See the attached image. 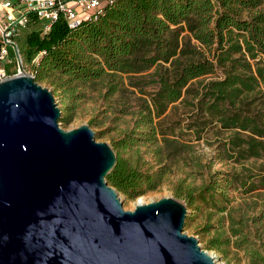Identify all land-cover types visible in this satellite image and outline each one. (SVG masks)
<instances>
[{"label": "trees", "instance_id": "16d2710c", "mask_svg": "<svg viewBox=\"0 0 264 264\" xmlns=\"http://www.w3.org/2000/svg\"><path fill=\"white\" fill-rule=\"evenodd\" d=\"M23 32L22 60L35 80L49 83L53 91L81 97L84 89L110 80L109 95H114L125 76L149 74L141 83L155 90L145 99L135 128L114 141L117 164L106 177L128 198L155 189L162 173L141 171L122 151L165 135L159 120L186 96L220 131H230L224 146L231 157L264 156V0H113L77 25L60 18L47 32L32 16L17 40ZM6 69L17 72L14 64ZM60 121L70 119L62 115ZM163 141L170 140L164 136ZM223 174L176 196L185 199L188 209L203 205L223 211L230 188L264 189V173ZM228 242L214 238L210 245L220 248ZM252 258L264 264L261 254Z\"/></svg>", "mask_w": 264, "mask_h": 264}, {"label": "water", "instance_id": "95a60500", "mask_svg": "<svg viewBox=\"0 0 264 264\" xmlns=\"http://www.w3.org/2000/svg\"><path fill=\"white\" fill-rule=\"evenodd\" d=\"M61 113L33 75L0 81V264H217L181 199L126 210L106 178L114 148Z\"/></svg>", "mask_w": 264, "mask_h": 264}, {"label": "rangeland", "instance_id": "374dc122", "mask_svg": "<svg viewBox=\"0 0 264 264\" xmlns=\"http://www.w3.org/2000/svg\"><path fill=\"white\" fill-rule=\"evenodd\" d=\"M25 33L16 40L19 50L23 47ZM21 71L33 75L24 61ZM148 75L125 76L124 85L114 95H109L110 80L84 89L81 97L66 94L62 89L53 91L49 83L41 84L52 90L61 116L69 117L68 124L59 120L64 129L90 124L95 139L113 147L115 140L135 128L145 99L155 90L154 86L141 83L148 80ZM194 86L198 88L197 83ZM159 122V130L166 132L165 135L159 133L158 140L154 141L142 139L122 151V156L141 171L162 173L161 184L140 196L145 202L177 197L179 191L202 187L213 176L222 177L223 173H264V156L243 158L227 153L224 144L230 131H220L216 121L211 122L200 106L193 105L192 96L171 105ZM246 135L242 133V137ZM164 136L170 141H163ZM228 192L230 202L223 211L203 205L195 210L188 209V214L192 215L189 225L185 223L184 232L196 237L201 248L211 253L217 264H255L254 254L264 256V189L247 192L245 187H233ZM119 195L126 210L135 208L138 197L128 198L120 192ZM177 198L186 204L185 199ZM214 238L229 242L212 248L210 244Z\"/></svg>", "mask_w": 264, "mask_h": 264}, {"label": "built area", "instance_id": "2783aa9c", "mask_svg": "<svg viewBox=\"0 0 264 264\" xmlns=\"http://www.w3.org/2000/svg\"><path fill=\"white\" fill-rule=\"evenodd\" d=\"M113 0H0V81L23 74V60L17 46L18 35L28 27L32 16L42 22L45 32L52 24L64 18L69 25L102 11ZM13 53L14 60L10 58ZM14 64L17 70L8 74L6 66Z\"/></svg>", "mask_w": 264, "mask_h": 264}, {"label": "bare ground", "instance_id": "6f19581e", "mask_svg": "<svg viewBox=\"0 0 264 264\" xmlns=\"http://www.w3.org/2000/svg\"><path fill=\"white\" fill-rule=\"evenodd\" d=\"M140 201H141V202H145L146 199H145L144 197H143V198L141 197ZM138 202H139V201H138Z\"/></svg>", "mask_w": 264, "mask_h": 264}]
</instances>
